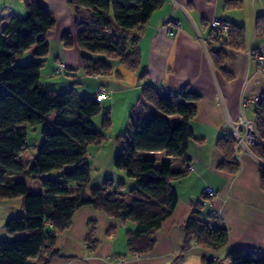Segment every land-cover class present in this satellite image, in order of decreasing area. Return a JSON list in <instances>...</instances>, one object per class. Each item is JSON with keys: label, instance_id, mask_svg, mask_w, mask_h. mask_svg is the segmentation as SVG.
I'll return each mask as SVG.
<instances>
[{"label": "trees", "instance_id": "trees-1", "mask_svg": "<svg viewBox=\"0 0 264 264\" xmlns=\"http://www.w3.org/2000/svg\"><path fill=\"white\" fill-rule=\"evenodd\" d=\"M19 1L27 8L25 15H14L0 27V201L20 200L24 212L6 221L8 235L18 237L0 242V264H30L40 256L50 264L63 257L59 236L72 228L78 210L89 206L108 218L133 223L135 229L126 235L130 255H147L154 250V235L178 206L175 183L191 172L187 169L189 144L195 139L191 122L198 115L203 94L191 85L172 93L145 84L140 112L135 110L130 115L131 128L119 136L120 152L115 159L116 169L126 173L134 182L133 188L127 190L126 183L116 184L111 178L99 186L92 185L88 147L104 141L103 132L93 123L104 110L102 102L96 96H81L75 89L59 94L42 82L41 72L50 55L47 38L56 20L46 7L48 0ZM166 1L66 0L75 8L76 19L74 30L62 35V43L69 51L78 48L83 52L82 66L89 75H112L116 65L137 72L142 61L137 29L145 27ZM240 5V0L227 4L230 8ZM257 21V31L261 32L264 15ZM209 34L212 38L211 30ZM245 40L244 27L233 24L228 38L220 40L221 46L209 50L215 73L227 83L235 80L227 67V51L246 52ZM33 47L32 58L17 64L16 57ZM116 76L121 78V72ZM146 77L147 71H141L139 78ZM51 113L55 115L51 117ZM256 120L264 136V121L260 115ZM111 123L108 111L103 120L105 131ZM26 124H41L43 133L31 165L21 161V154L28 149ZM235 143L232 133L217 142L224 157L218 168L230 175L241 168ZM251 150L264 164V147L256 144ZM157 152L181 158L183 168L176 169L171 160L160 161L146 154ZM24 177L38 181L43 190L31 192L28 181L21 180ZM259 177L264 192L263 166ZM205 207L202 200L193 203L183 225L182 252L190 250L193 242L211 253H219L228 244V227L203 219ZM94 229L86 240L93 252L99 245ZM211 253L205 257L206 264H215L220 257L213 258ZM225 257L230 264H264V256L251 249L237 248Z\"/></svg>", "mask_w": 264, "mask_h": 264}, {"label": "crops", "instance_id": "crops-1", "mask_svg": "<svg viewBox=\"0 0 264 264\" xmlns=\"http://www.w3.org/2000/svg\"><path fill=\"white\" fill-rule=\"evenodd\" d=\"M228 1L167 0L161 9L153 13L145 27L137 29L141 37L139 47L142 61L139 70L127 71L116 65L114 74L106 76L86 73L81 62L83 52L78 48L69 51L62 43V35L74 30L75 8L68 5L66 0L46 2V7L56 20V25L47 38L50 43L49 56L55 63L53 73L55 76L62 73L57 72L60 62L66 64L69 74L82 68L87 78L92 81L91 91L94 92L72 87L70 82L66 83V86L63 85L65 88L62 89L71 91L76 88L81 96L95 97L100 88H107L110 98L105 101L110 102L111 112L116 110V104L122 106L131 100L129 104L132 107L124 113L126 118L135 111L136 108L133 107L139 104L141 89L148 83L155 85L160 91L172 93L185 85H191L203 94L198 103V115L191 122L195 139L189 144L188 156L195 170L175 183V190L179 195L178 206L154 235V250L140 258L130 255L126 235L129 230L135 229L134 224L108 218L103 211L89 206L78 210L73 217L72 228L59 236V248L63 257L53 260L50 264H116L118 258H126L129 264H206L205 257L211 253L208 249L193 242L190 250L182 252L181 246L185 239L183 225L190 216L193 203L201 202L205 190L211 187L220 195L203 209V219L227 226L229 235V242L225 249L217 253L220 257L215 264H230L225 255L237 248L251 249L264 256V192L261 189V165L258 158L245 154L242 163H239L240 170L233 175L221 172L218 168L224 157L217 142L221 137L231 134L228 118L234 121L238 119L242 86L252 66L244 52L238 53L228 49L227 67L235 80L227 83L225 78L215 73L200 40V37L206 39L201 29L208 28L211 20L220 18L231 25L244 27L247 42L252 38L251 46L261 37V32L257 31V19L264 15V0L250 1L249 26L242 20L245 15L241 17L239 13L233 12L237 9L228 7ZM240 1L241 5L237 7L246 6L245 0ZM24 12H27V8L19 0H0V27L6 25L14 15H22ZM168 23L172 25L169 27ZM178 28L180 30H177ZM171 31H174V34H171ZM261 40L260 38V44L257 46L261 45ZM254 46L256 47L255 43ZM34 49L33 47L24 53L28 55L26 62L32 58ZM143 70L147 71L144 80L139 78ZM117 72H121V78L116 76ZM255 86L252 92L256 91ZM250 87L251 85L247 93L252 97L255 93L249 94ZM258 87L262 88V93L264 83ZM51 88L57 91L56 87ZM120 101L123 102L119 104ZM129 123L130 120H126L127 131L131 128ZM123 132L119 136L124 134ZM118 148L116 147V150ZM112 155L114 157V152ZM148 156H156L160 161L171 160L176 169L183 168L181 158L169 157L166 152ZM88 161L93 162L92 185L99 186L105 179L111 178L116 184L121 181L126 183L127 190L133 188L134 182L124 171L117 170L115 163V168L104 167L99 153L94 156L88 152ZM28 185L30 189L33 187L35 192L43 190L38 181L29 180ZM23 212L20 200L0 201V242L10 237L5 230L6 221L22 215ZM93 226L95 238L99 241L94 252L89 249L86 241ZM111 230L112 233H109ZM36 259L41 261L38 257ZM40 264H45L44 258Z\"/></svg>", "mask_w": 264, "mask_h": 264}, {"label": "rangeland", "instance_id": "rangeland-1", "mask_svg": "<svg viewBox=\"0 0 264 264\" xmlns=\"http://www.w3.org/2000/svg\"><path fill=\"white\" fill-rule=\"evenodd\" d=\"M250 1L251 0H245L246 6H243V8H242V6L237 7V8H232V9H237V11H233V12H235L236 14L239 13L241 15V17H244V15H245V17L242 20L247 24V26H249V24H250V22L248 21L249 16H250V12H251ZM256 3L258 6H260L259 2L256 1ZM242 4H244V1H242ZM251 6H252V2H251ZM25 13L26 12H24V14H22V15H25ZM253 27L255 29V24ZM209 32H210V27L205 28V29L204 28L201 29V33L203 34L204 38H206L207 40L210 38ZM260 38L261 37H258L255 40L254 43L256 44V46L260 44L259 43ZM251 40H252V38H250V41H248V42H247V39L245 40V42L247 43V49L249 48V46L251 44L250 43ZM218 47H219V45L208 44V55H209V50H217ZM236 52H238V51H236ZM239 52H242V51H239ZM244 53L246 54V52H244ZM26 56H28V55L19 54L16 57L17 64L18 63L26 64V63H24V62H26L25 61ZM54 65H55V63H54L53 58L51 56H49L48 60L45 61V66H44L42 73H41L43 75L41 80L43 83L48 84V86H50V87H52V86L56 87L57 91L55 89L54 90L57 93L62 94L64 92L70 91L69 89H62V88H65L64 86H66L65 84L68 82H70L71 85H73L72 87H76L77 89L84 88V90H90L89 92H94V91H91L93 88L92 81L87 78V75L82 68L81 69H75L70 74L68 73V71H65V72H62L61 74L55 76V74L53 73ZM251 66H252L251 71L254 72L255 64L252 62ZM217 77H218V75H217ZM78 83L82 84L83 87L79 86ZM57 87H59V89ZM255 87H256V91L252 92V90H254V84L251 85L249 94L251 93V95H252V93H255V94L261 93L262 88H260L258 86H255ZM257 89H258V91H257ZM130 101H129V103H130ZM122 102L123 101H120L119 104H121ZM129 103H123L122 106H119L118 104H116L117 105L116 110L114 112L113 111L111 112V109H110L111 105H109L110 102L104 101V102H102V106L104 108L103 112L100 114H97L95 116V118L93 119L95 129H98L99 131L103 132L104 141L102 143L91 144L88 147L89 148L88 152L93 153L94 156L98 155V153H99L100 160H101V162L104 163V167L115 168L114 167L115 159H116V156L118 155L117 153L120 152V148H118V145L120 147L119 134L122 133L123 130H124L123 133L124 134L126 133V131H127L126 130L127 129L126 120H131L129 115L126 118V116L124 114L125 110L127 111V110H129V108L132 107ZM140 106H141V104L140 105L138 104V105L134 106L133 108H136L135 110L140 112V108H141ZM108 111L110 112V117L112 119V123H111L109 129L107 131H105V129L103 128V120H104V115ZM132 114H133V112H132ZM54 115H55V113H51V117H53ZM246 116L250 120H253V119H256L257 114H256L255 110L249 109ZM26 126H27V132H28V135H27L28 149L24 153L21 154V161H23L26 165H31V163H33V161L37 155L36 154V147H38L43 140V133L41 131L42 125L41 124L40 125H32V124L28 125V124H26ZM116 147L118 148L117 149L118 151L116 150ZM113 152L115 154L114 157L112 155ZM146 154L149 155V153H146ZM91 163H93V162H90V164ZM91 166H92V164H91ZM21 180H25L26 182L29 181L25 177ZM34 191L35 190L32 187L31 192H34ZM15 237H18V236L17 235H11L10 239H12V238L14 239ZM38 258L41 261H38V259L35 258V259L31 260L30 264H32V263L40 264L43 261V257L40 256Z\"/></svg>", "mask_w": 264, "mask_h": 264}, {"label": "built area", "instance_id": "built-area-1", "mask_svg": "<svg viewBox=\"0 0 264 264\" xmlns=\"http://www.w3.org/2000/svg\"><path fill=\"white\" fill-rule=\"evenodd\" d=\"M169 27L172 23H168ZM210 30L212 31L213 37L203 39L200 37L201 44L205 48L206 56H208L209 63L211 64L210 56L208 55V44L211 45H220V40L227 39L229 36V31L231 25L229 22H225L220 18H215L209 22ZM177 30H180L178 28ZM171 34H174V31H171ZM261 45L254 46V43L246 50V55L249 59V64L252 62L255 64L254 72L251 71V68L248 70L247 78L242 86V91L240 95V105H239V116L237 121L230 120L228 118V123L230 124L231 133L236 139L235 147V156L239 163H242V159L245 154H249L253 157L258 158L253 154L251 147L259 144L264 147V136L260 132L258 121L256 119L250 120L247 118L246 114L249 109L255 110L257 115H260L264 121V90L260 94H255L252 97L248 96V87L252 84L256 86H261L264 83V28L261 30ZM221 46V45H220ZM66 64L60 62L58 64L57 72H64L66 70ZM96 99L99 102H103L110 98V92L107 88H100L95 94ZM187 169L190 171L195 170L193 164L190 162L187 165ZM219 193L215 191L212 187L205 190V196L202 199V202L205 203V206L212 203V200L219 197ZM214 257H219L217 253H211ZM140 258L141 256L136 255L135 258ZM116 264H129L128 260L125 258H118Z\"/></svg>", "mask_w": 264, "mask_h": 264}, {"label": "water", "instance_id": "water-1", "mask_svg": "<svg viewBox=\"0 0 264 264\" xmlns=\"http://www.w3.org/2000/svg\"><path fill=\"white\" fill-rule=\"evenodd\" d=\"M258 161H259L260 165L264 167L263 162L259 158H258Z\"/></svg>", "mask_w": 264, "mask_h": 264}]
</instances>
